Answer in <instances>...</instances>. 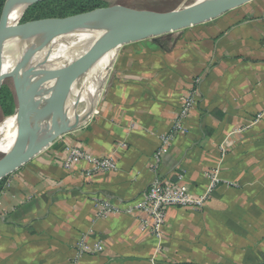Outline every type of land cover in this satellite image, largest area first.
<instances>
[{
  "label": "crops",
  "instance_id": "0c3cea01",
  "mask_svg": "<svg viewBox=\"0 0 264 264\" xmlns=\"http://www.w3.org/2000/svg\"><path fill=\"white\" fill-rule=\"evenodd\" d=\"M192 87L188 133L155 167ZM88 120L1 181L0 264H264V0L120 47ZM67 145L110 155L118 171L65 170ZM215 171L202 208H167L160 247L136 217L95 219L94 199L123 209L155 177L199 196ZM82 238L102 252L78 255Z\"/></svg>",
  "mask_w": 264,
  "mask_h": 264
},
{
  "label": "water",
  "instance_id": "95a60500",
  "mask_svg": "<svg viewBox=\"0 0 264 264\" xmlns=\"http://www.w3.org/2000/svg\"><path fill=\"white\" fill-rule=\"evenodd\" d=\"M18 1L28 3L29 8L48 0H5L0 14V89L5 79L8 76H12L13 66L22 53L27 52L28 54H32L36 48L56 34L78 30L98 31L107 38L101 46L100 52L115 49L117 53L119 48L126 44L145 40H150L158 45V40L165 35L213 20L242 7L252 0H221L198 3L169 13H144L126 7L115 6L81 16L56 18L39 22L8 40L6 36L8 16L13 5ZM115 13L136 14L138 18L128 21L109 20L108 18ZM19 62L22 65L27 64V66L30 64L26 62L24 56L21 57ZM110 66L107 69V73ZM72 74L70 73L61 77L39 92L32 86V92L28 95L25 105L21 102V90L15 89L18 100L17 109L21 113V135L18 145L13 149L11 154L9 156L2 155V158H0V181L40 153L36 150V147L40 139L41 121L38 117L34 119L33 116L38 114L42 102L41 98ZM105 78L102 79L100 88ZM28 82L31 84V78L29 77ZM74 127L76 129L78 126ZM71 129L73 127L60 133L53 142L59 139L61 135L68 133V130Z\"/></svg>",
  "mask_w": 264,
  "mask_h": 264
},
{
  "label": "bare ground",
  "instance_id": "6f19581e",
  "mask_svg": "<svg viewBox=\"0 0 264 264\" xmlns=\"http://www.w3.org/2000/svg\"><path fill=\"white\" fill-rule=\"evenodd\" d=\"M211 1L221 0H201L199 3ZM27 8L28 3L18 1L10 10L6 24L8 40L11 37V29ZM136 18H138L136 14L115 13L108 19L128 21ZM71 35L69 41L62 46L64 44L62 38ZM106 39L105 35L94 30L60 33L50 37L32 54H26V62L30 64L29 66L24 65V72L21 67L26 99L32 92V86L39 92L61 77L73 73L41 98L38 114L33 116L34 119L38 117L41 121L40 139L36 147L38 152L47 149L60 133L74 126L84 125L91 116L101 81L105 78L106 71L116 55L115 49L100 52ZM95 53L96 55H94ZM17 60L21 65L19 58ZM28 77L31 78V84L28 82ZM12 117L15 118L16 133L18 131L17 136L20 137V110L8 118ZM8 118L0 122V126ZM5 139L4 133H2L0 146L5 142Z\"/></svg>",
  "mask_w": 264,
  "mask_h": 264
},
{
  "label": "built area",
  "instance_id": "2783aa9c",
  "mask_svg": "<svg viewBox=\"0 0 264 264\" xmlns=\"http://www.w3.org/2000/svg\"><path fill=\"white\" fill-rule=\"evenodd\" d=\"M195 98L196 91L192 87L178 105L169 131L159 137L160 147L155 151L153 156L155 167H157L156 163H158L164 152L170 147L173 138L188 133L186 120L195 106ZM65 150L67 154L63 163L65 170H71L80 163H87L89 168L86 171V176L94 173L107 174L118 171V166L110 155L98 158L78 146L67 145ZM208 179L209 184L205 192L202 195L195 196L184 190L183 186L178 182H168L155 177L148 190L142 195L141 200L123 209L108 201L94 199L95 219H105L109 215L120 213L136 217L139 229L153 237L157 241V247H160L163 238V228L166 223L167 208L171 206L179 207L183 210L202 208L218 184L217 172L215 171L208 175ZM77 248L79 250L78 255L102 252V247L99 244L89 247L84 238L79 241Z\"/></svg>",
  "mask_w": 264,
  "mask_h": 264
},
{
  "label": "rangeland",
  "instance_id": "374dc122",
  "mask_svg": "<svg viewBox=\"0 0 264 264\" xmlns=\"http://www.w3.org/2000/svg\"><path fill=\"white\" fill-rule=\"evenodd\" d=\"M199 1L201 0H48L29 7L20 18L19 22L17 21L13 26L10 33L11 37L13 38L31 25L39 22L56 18L81 16L93 12H99L105 9H110L115 6L126 7L144 13H169L178 9L182 10L184 8L196 5L199 3ZM16 25L17 28L13 34ZM107 75L108 73L106 71V78ZM105 81L97 92L93 109L95 108V105L100 97V93L103 90ZM15 89L21 90V102L23 105H25V84L21 65H19L18 60H16L13 66L12 76H8L5 79L0 89V122H2L5 117L13 115L19 110L17 109L18 100ZM14 120V117L8 118L0 126V136L2 133H4V136L6 137L5 142L0 146V158H2V155H9L19 143L20 137L17 136L18 131L16 133L17 126ZM87 122L84 125L76 127V129H81L87 124ZM76 129L73 127V129L68 130V133L61 135V137L74 132ZM5 178H3L1 181H3Z\"/></svg>",
  "mask_w": 264,
  "mask_h": 264
},
{
  "label": "trees",
  "instance_id": "16d2710c",
  "mask_svg": "<svg viewBox=\"0 0 264 264\" xmlns=\"http://www.w3.org/2000/svg\"><path fill=\"white\" fill-rule=\"evenodd\" d=\"M4 3H5V0H0V14H1V11H2V8H3ZM27 9H28V8H27ZM27 9H26V10H27ZM26 10H25V11H26ZM25 11H24V13H25ZM24 13H23V14H24ZM23 14H22V16H23ZM22 16H21V17H22ZM21 17H20V18H21ZM19 20H20V19H19ZM19 20H18V22H19ZM17 25H18V23H17ZM17 25H16V27H17ZM16 27H15V29H14V31H13V34H14L15 30H16ZM71 37H72V35H71V36L63 37L62 40H63V43H64V44H63L62 46H64V45L69 41V39H70ZM11 39H12V37H11ZM26 54H27V52L24 53V54L22 53L21 56L19 57V60H20L21 57H23V56L26 58ZM21 67H22L23 72H24V65L21 64ZM11 116H12V115H9V116H7V117H5V118L11 117Z\"/></svg>",
  "mask_w": 264,
  "mask_h": 264
}]
</instances>
